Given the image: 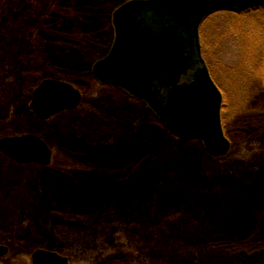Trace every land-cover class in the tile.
<instances>
[{
  "label": "rangeland",
  "instance_id": "rangeland-1",
  "mask_svg": "<svg viewBox=\"0 0 264 264\" xmlns=\"http://www.w3.org/2000/svg\"><path fill=\"white\" fill-rule=\"evenodd\" d=\"M57 1L0 0V139L36 134L57 156L66 154L61 143L74 140L85 144L88 155L96 145L108 147L134 141L136 155L150 148L151 152L149 156H140L133 163L124 164L126 172L143 171L147 176L154 171V165L161 170L177 167L180 169L177 174L167 171L170 180L177 177L178 182L182 174L195 171L200 183L205 181V184L179 183V192L168 187L164 191L165 199H171L170 210L173 209L167 213L149 189L144 195L134 196L133 208L127 202L120 210L111 208L114 212L111 219L107 217L106 209L90 210L87 214H92L91 220L83 219L80 223L68 219L71 224L64 228L67 219L63 217L73 211L64 207L55 211L60 222L56 234L49 220L53 222L50 210L58 205L60 194L53 198L47 190L53 191L58 186V192L66 187L71 193L79 190L93 193L96 199L103 197V190L110 193L116 188L113 199L124 197L129 200L131 193L127 195L117 188L127 177H105L95 183L86 179L81 185V181L68 177H73L74 172L88 173L89 168L93 173L95 167L85 164L81 171L76 170L70 153L66 154L68 160L62 161V166L56 165L58 172L65 173L57 179L45 167L21 166L0 152V245L9 250L7 256L0 258V264H31L32 256L38 250L69 257L71 264H101L108 260H124L126 264H264V197L249 186L264 180V127L256 130L258 133L253 135L254 138L249 133L251 129L243 127L242 119H238V113L244 110L242 95L246 90L242 87L245 83H240L237 76L244 68L247 53L244 47L249 42L245 39L236 43L230 33L234 24L242 26V22L229 23L231 16L222 14L206 22L201 29L204 57L217 85L227 97L222 121L227 124L226 135L232 143L228 155L214 158L205 153L199 142L186 146L171 140L157 128L160 126L147 106L120 89L97 82L90 81L87 87L78 88L83 90L84 100L77 110L44 122L35 118L29 105L36 86L45 79L63 80L60 73L67 71L63 65L70 66L73 77L78 78L80 68L97 62L98 55L103 53L102 45L109 42V20L113 12L130 0H83L88 14L82 16L77 7L71 10L74 16L64 15L65 20H58V24L63 30L72 29L77 44L65 54L59 52L58 45L53 42L55 36L48 29L53 18L50 11ZM69 1L76 7L81 0ZM51 48L59 52L58 59ZM244 138L252 140L244 143ZM65 168L67 171L63 173ZM104 169H98L99 175L113 173L110 166ZM136 175L128 178L130 185L143 182ZM218 177L229 183L238 180L250 189L244 194L243 189L231 185L227 189L211 185ZM222 191L228 194L219 195ZM200 196L214 200L204 199V203ZM181 197L185 200L181 201ZM235 197L240 200H234ZM206 201L211 204L207 205ZM234 201L247 203L246 217L253 223L250 229L247 225L243 229L236 227L235 217L242 208H237L239 203L235 205ZM184 202L192 203V207L181 204ZM215 204L218 207L214 211L210 206ZM93 215L98 218L92 219ZM238 230L243 231L245 239L240 240ZM213 241H218L223 249L214 246ZM252 242L260 246L253 250ZM241 244H249L246 247L251 246V249L238 250L237 246Z\"/></svg>",
  "mask_w": 264,
  "mask_h": 264
},
{
  "label": "water",
  "instance_id": "water-1",
  "mask_svg": "<svg viewBox=\"0 0 264 264\" xmlns=\"http://www.w3.org/2000/svg\"><path fill=\"white\" fill-rule=\"evenodd\" d=\"M264 0H133L113 15L116 36L109 54L93 66L101 84L125 90L148 106L176 138L201 142L221 158L231 150L222 124L223 95L203 58L200 27L218 11L244 12ZM83 94L73 85L43 81L30 110L41 121L77 110ZM0 151L19 164L50 166L53 152L39 136L0 139ZM9 250L0 246V258ZM32 264H69L58 253L38 250Z\"/></svg>",
  "mask_w": 264,
  "mask_h": 264
},
{
  "label": "trees",
  "instance_id": "trees-1",
  "mask_svg": "<svg viewBox=\"0 0 264 264\" xmlns=\"http://www.w3.org/2000/svg\"><path fill=\"white\" fill-rule=\"evenodd\" d=\"M74 4H71V2L69 0H59L57 1L53 6H52V10L54 11H50V13L53 15L52 20L50 21V23H48V29L50 34L52 33L55 37L53 39L54 44L58 45L57 49L59 50V52L62 53H66L67 51L69 52L71 49H74L76 47L77 44H75V40L73 39V33L71 32L72 29L71 28H66L63 30V28L61 26H59L58 24V20L63 19L65 20V16L66 14H73V11L71 12L72 9L79 7V11L81 12V15L84 16L86 14H88L87 9L85 8V6L87 5L85 2H83V0H81L76 7L73 6ZM55 11L57 14H55ZM59 11V12H58ZM61 13H63V15H61ZM226 15L231 16V18L229 19V23L230 22H242L241 25H233L232 30H231V36L235 39L236 43H240V41H245V39H248L249 45H247V43H245V47L246 48V54H245V65L244 68H242L241 72L238 74V81L240 83H245L242 87L245 86V94L242 95V99L244 100V110H242L241 112L238 113V119L241 118L242 119V124L243 127L245 128H249L250 130V134H252V136L258 132H256V130H263L264 127V8H255L252 10H248L242 13H233V12H219L216 13L212 16H210L205 22H208L209 20L215 18L218 15ZM237 20V21H236ZM101 27V26H100ZM242 27V28H241ZM241 28V30H240ZM109 31H110V35H109V42L105 43L102 45L103 47V53L102 55H98L100 57L98 60L104 58L110 51L113 39H114V29H113V25L111 22V18L109 20ZM64 32V33H63ZM95 39V38H94ZM203 39V37H202ZM91 41V40H89ZM61 48L64 49V51H61ZM205 49V46L203 47ZM105 49V50H104ZM51 51H55L54 52V57L58 59V51L55 49L53 50L51 48ZM205 51V50H204ZM97 60V61H98ZM50 61V60H49ZM48 61V62H49ZM96 61L91 62L85 66H83V68H80V73L78 75V78L73 77L72 75V68L66 65H63L64 68L67 69L66 73H60V77H62V79L64 78V80L72 83L74 86H76L77 88L83 89L85 86H88V83L91 82H96L94 76H93V65L95 64ZM241 63V62H240ZM61 65V64H59ZM83 91V90H82ZM223 92V96H224V104H223V113L226 111L227 109V97L225 92L222 90ZM152 115V114H151ZM224 118V117H223ZM156 119V118H155ZM254 121L255 123L253 124ZM156 122L158 123V125L160 127H157L159 129H161L171 140H174L175 142L179 143L180 145H192V142H187V141H183L180 140L174 136H172L169 131L166 129V127L160 123L157 119ZM224 125V129L225 132L227 133V124H225L223 122ZM156 127H153V130H157ZM254 138L256 136H253ZM252 137V138H253ZM252 138H244L245 140H242L244 143L247 142V140H252ZM61 146H63L64 151L66 150V154L70 153V160L74 162L76 170L81 171L83 168V165L88 164L91 167H95L92 168L93 173H90L91 168H89L88 173H85L84 171L79 172L77 174H75L73 177H68L70 179H72L73 181H81L80 184L82 183V181H87L88 180H93V182L95 183L96 181H100L103 180V178L105 177H118V178H126L124 184H122L121 186H118V190L119 191H123L125 192V194L128 195V193L130 192V199L128 200V198H124V197H119L118 200L117 199H113L112 196L114 195V191L116 188H112L110 193H106V191H102L105 192L102 196L103 197H97L96 199L93 198V193H85L82 190L77 191V193L74 192H69L66 187L61 190V191H57L58 186H56V189L51 191V190H47V192L51 195L55 196V194H60V197H57V206L56 207H52L51 208V212H52V217L51 220H53V222H51L49 220V223L53 226V230L54 233H58L59 226H60V222L58 220V217L55 213V211H60L62 209H64V207H67V210L69 211L70 209L73 210L71 212L72 214H68V216H70V218H68V216H64V219H67V223L65 225L64 228H67V225L71 224L68 222V219H70V221H84V220H91V216L92 214H90V216H88V212H90V210L93 212L97 209H101V211H105V209L107 210L106 213L107 217L109 219H111V214H114V212L111 210V208H117L118 210H120L122 207H126L127 204H129V207H134V196H137L138 193L141 195L146 194L147 189H149V191H151L152 193H154V195L158 198L157 202L159 204H161V206L164 208V213H167L169 211H171L173 208L170 207L173 206V204L166 200V195L164 194V191L166 192V189H168V187H172L174 189H178L177 188V184L181 183V184H185V183H196L199 184L200 183V179L198 178L199 174L196 173L195 171L192 172H188L185 174H182V177L178 179L177 182V177H174L173 180H170L168 177L169 172L167 171H171L174 174H177L178 170H180L177 167H171L170 169H162L159 168L158 165H154V171H152V173H149L147 176L143 171H136L133 172L132 170H126L124 169L123 165L124 164H130L133 163L136 159L138 160L137 157L144 158L147 155L149 156V153L151 152V148L150 149H146L145 151L141 152L139 155H136V144L134 143V141L131 142H125L123 144H119V145H110V146H99L96 145L94 146V149H91L90 154L88 155V151L85 144H83L80 141H71V142H64L61 143ZM103 147V148H100ZM140 147V146H139ZM155 153L157 154L156 149ZM66 154L64 153V155L60 156L58 154V156L56 155V162L52 164L51 167L47 168L49 169V171L52 172V174H54L55 177L57 176V179H60L61 177H64L63 175L65 174L64 172H66V168L63 169V173L58 172V169L56 168V165H61L62 166V161L65 162V160H68V157H66ZM64 158V159H63ZM185 158H187V156H185ZM186 161V159H185ZM187 162V161H186ZM188 163V162H187ZM189 164V163H188ZM108 165V166H106ZM182 165H184L186 167L185 163H182ZM111 167L113 170V173L111 175H99L100 171L104 169V167ZM116 166V167H115ZM80 167V168H78ZM188 167V166H187ZM99 169V170H98ZM176 169V170H175ZM75 170V171H76ZM104 170H108V169H104ZM116 171V172H115ZM167 172V173H166ZM134 173H137L136 177H141V179L143 180V182H132V184L130 185L129 182H127L128 178L132 177L134 175ZM67 178V179H68ZM85 179V180H84ZM108 179V178H107ZM105 182L107 183V180H105ZM205 184V181H202L200 184ZM161 184H163V187H160ZM199 184V185H200ZM220 185V186H224L226 189L228 187H230V185L232 187H237V189L239 188L240 190L243 189L244 194H246L250 187H254V189H256V193L260 196L264 197V180L254 183L253 185H249L250 187H248V185L246 184H242L240 183L238 180H233L231 183L228 182L227 179L222 180L220 177L216 178L211 185ZM83 185V184H81ZM80 186V185H79ZM198 186V185H197ZM121 187V188H119ZM183 187V186H182ZM185 187V185H184ZM183 189H186L184 188ZM139 188V189H138ZM138 189V191L135 190ZM236 189V188H235ZM109 190V189H108ZM177 192H179L178 190H175ZM231 191V190H230ZM74 193V194H73ZM168 193V191H167ZM225 192L222 191V194L220 193L219 195L221 196H226L228 193L224 194ZM85 194V195H83ZM179 194V193H177ZM169 196V194H168ZM175 197H180L177 195H174ZM153 198H155L153 196ZM152 198V200H153ZM200 198L203 200L204 199H213V198H209L208 196H200ZM181 199V201L185 200L184 198H179ZM128 200V201H125ZM214 200V199H213ZM234 200H240V197H235ZM56 202V201H55ZM127 202V204H126ZM155 202V200H154ZM157 202H155V204H157ZM170 203V204H168ZM205 203V202H204ZM236 203H239L238 205ZM115 204V205H114ZM181 204H186L191 206L192 203L187 204V202L181 203ZM206 204L209 205L211 204L210 202L206 201ZM234 204L237 205V208H242L241 210H239V215L237 217H235V221H236V227L238 228H242L245 227L246 225L248 226V228L250 226L253 225V223L251 222V220H249L246 216L248 211L245 210L246 208V204L244 203V201H234ZM88 205V206H87ZM180 205V204H179ZM206 205V206H207ZM87 206V211H84V207ZM242 206V207H239ZM192 207V206H191ZM212 209H214V211L216 210V208L218 207V205H212L210 206ZM176 208V207H175ZM238 211V209H237ZM95 214V213H94ZM101 214H99L98 216H100ZM94 217L92 219L98 218V216L96 217L95 215H93ZM90 218V219H89ZM84 219V220H83ZM112 219L115 220V215H112ZM55 220V221H54ZM101 223V222H100ZM74 224V223H73ZM63 229V228H62ZM250 229V228H249ZM237 233V232H236ZM238 233L239 230H238ZM210 235V234H209ZM237 236V234L235 235ZM234 236V237H235ZM240 240H243L246 238V236H244L243 231L238 235ZM233 238V237H232ZM214 242V246L219 245L218 241H213ZM249 244H241L237 246V249L240 250L241 248L244 249H251L250 247H246ZM253 250L255 248H257L258 243H253ZM264 245V242L263 244ZM220 247L218 248H222L223 246L219 245ZM242 250V249H241ZM252 250V251H253ZM247 251V250H245ZM256 252V250H255ZM126 261L124 260H108L104 263L101 264H126Z\"/></svg>",
  "mask_w": 264,
  "mask_h": 264
},
{
  "label": "flooded vegetation",
  "instance_id": "flooded-vegetation-1",
  "mask_svg": "<svg viewBox=\"0 0 264 264\" xmlns=\"http://www.w3.org/2000/svg\"><path fill=\"white\" fill-rule=\"evenodd\" d=\"M31 37H33V35L31 34ZM64 81V80H63ZM66 81V80H65Z\"/></svg>",
  "mask_w": 264,
  "mask_h": 264
}]
</instances>
